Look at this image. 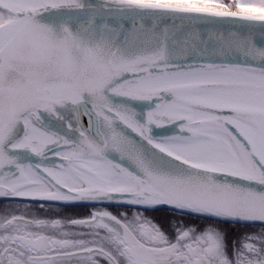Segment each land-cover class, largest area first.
I'll return each mask as SVG.
<instances>
[{"label":"snow or ice","instance_id":"obj_1","mask_svg":"<svg viewBox=\"0 0 264 264\" xmlns=\"http://www.w3.org/2000/svg\"><path fill=\"white\" fill-rule=\"evenodd\" d=\"M0 203V264H264V0H0Z\"/></svg>","mask_w":264,"mask_h":264},{"label":"flooded vegetation","instance_id":"obj_2","mask_svg":"<svg viewBox=\"0 0 264 264\" xmlns=\"http://www.w3.org/2000/svg\"><path fill=\"white\" fill-rule=\"evenodd\" d=\"M6 207H13V206H10V205H5L3 203H0V211H2L4 208ZM46 214V213H45Z\"/></svg>","mask_w":264,"mask_h":264}]
</instances>
